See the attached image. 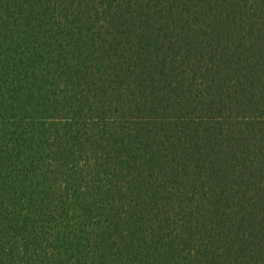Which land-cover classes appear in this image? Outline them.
Here are the masks:
<instances>
[{
    "label": "trees",
    "instance_id": "trees-1",
    "mask_svg": "<svg viewBox=\"0 0 264 264\" xmlns=\"http://www.w3.org/2000/svg\"><path fill=\"white\" fill-rule=\"evenodd\" d=\"M0 264H264V0H0Z\"/></svg>",
    "mask_w": 264,
    "mask_h": 264
}]
</instances>
